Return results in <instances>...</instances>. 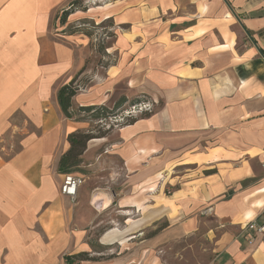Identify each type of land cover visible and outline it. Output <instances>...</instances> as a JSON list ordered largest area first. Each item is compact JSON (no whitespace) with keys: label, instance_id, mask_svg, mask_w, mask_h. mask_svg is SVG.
<instances>
[{"label":"crops","instance_id":"1","mask_svg":"<svg viewBox=\"0 0 264 264\" xmlns=\"http://www.w3.org/2000/svg\"><path fill=\"white\" fill-rule=\"evenodd\" d=\"M70 1L0 0V264H161L203 225L210 264H264V234L245 229L264 223V0H89L62 25ZM84 20L107 23L113 58L73 108L145 96L154 111L87 143L72 201L57 165L89 125L63 117L56 93L86 71L94 38L69 29ZM113 207L119 222L91 242Z\"/></svg>","mask_w":264,"mask_h":264},{"label":"rangeland","instance_id":"2","mask_svg":"<svg viewBox=\"0 0 264 264\" xmlns=\"http://www.w3.org/2000/svg\"><path fill=\"white\" fill-rule=\"evenodd\" d=\"M89 3V0H84L82 2V5L86 8V10L87 7L90 6ZM80 23L85 24L87 29H90L89 31H91L93 34L92 38H94L92 47H87L84 50L86 56V71L84 72V74L79 75L78 78L85 83L84 86H89L91 74H102L103 68L107 64H109V62H111L113 58L110 55V57L101 58L102 55L100 52H98L97 46H108L112 42L113 38L111 37L112 32H110L109 28L105 27L106 24L96 23L91 20H84ZM80 26L81 24H74L73 26L69 25V29H72V31L75 32L76 30L83 27V25L82 27ZM152 109L153 107L150 104H142L138 107H131L128 110L129 113L125 114V116L126 118L136 117L142 113L150 112ZM107 123H91L86 130H92L94 131V133L99 135L104 133L106 130L110 131V129H108L110 128V126L112 127V129H116L117 125L122 124L123 121H109ZM10 136H12V138H10ZM20 137V133L11 135V133L9 132L7 135H5L6 141L11 143L10 153H13L15 150L19 149L18 142ZM77 170L78 171L74 172L73 174L81 175L84 179L88 176V174H90V172H88L89 169L86 167L85 163H81ZM100 173L106 174L104 170L100 171ZM92 174H96V172L92 171ZM87 183L90 186H98L100 188H105L110 184L107 183L105 179H94ZM103 205L104 207H106L107 203H104ZM118 213L120 212H118L115 207L101 211V213L99 214L100 217L97 218L96 222L93 225L91 238L89 240H91V242L93 243H96V240H98L97 238H99V236L103 234L107 228L112 226V224L119 222L118 220H120V214ZM211 225L213 224H207V227H211ZM205 231L206 226L203 225L193 235L181 239L178 242L171 243L163 248L159 252V262L161 264H210L213 258L212 243L206 236ZM114 253L115 248L111 249L110 251L102 252L103 255H112ZM92 258H94L95 260L88 262L99 263L105 260V257L98 255H93Z\"/></svg>","mask_w":264,"mask_h":264},{"label":"trees","instance_id":"3","mask_svg":"<svg viewBox=\"0 0 264 264\" xmlns=\"http://www.w3.org/2000/svg\"><path fill=\"white\" fill-rule=\"evenodd\" d=\"M84 0H72L68 5L62 10L59 17V22L63 25L66 22L67 17L76 10L86 11V8L83 7L82 2ZM80 27H83L76 30L72 33L83 34L92 39V32L87 29L86 25L83 23ZM107 24V23H104ZM97 50L100 53H103L104 47L97 46ZM84 68L80 70L69 83L61 86L56 93V101L59 107V110L63 117L67 119L83 120L90 125L91 123H107L111 120H114L118 117L123 116L125 111H128L131 107L140 105L141 103L150 104L153 109L150 112H145L136 117L125 118L124 122L117 126L128 125L139 117L149 115L154 111V103L143 96L138 99L127 101L125 97L119 98V100L114 104L112 108H107L105 106H87V107H77L76 109L72 106L73 97L84 89L85 83L78 79L79 75L82 74ZM108 124V123H107ZM112 130V127L108 128ZM107 131V130H106ZM102 134H96L92 130L86 131H77L70 134L67 137L69 143L68 151L61 156L57 165V172L62 175H75L74 172H77L79 165L82 163L81 157L86 149L87 143L93 138H99L105 136L109 131ZM101 249L100 246H97ZM101 251V250H100ZM65 264H80L81 262L93 261L94 258L90 257L88 253H78L70 256H64Z\"/></svg>","mask_w":264,"mask_h":264},{"label":"built area","instance_id":"4","mask_svg":"<svg viewBox=\"0 0 264 264\" xmlns=\"http://www.w3.org/2000/svg\"><path fill=\"white\" fill-rule=\"evenodd\" d=\"M142 104L144 103H141L140 105ZM138 106H135V107H138ZM128 113L129 111H125L123 116L118 117L111 121H123L124 122V119L126 118L125 114H128ZM84 182L85 180L82 176L72 175V174L63 175L61 185L59 187L60 194L74 201L76 199L78 189L84 184ZM210 210L211 209H208L206 212H209ZM245 229L248 231H253L256 235H263L264 234V223L258 225L255 222H250L249 224L245 226Z\"/></svg>","mask_w":264,"mask_h":264}]
</instances>
